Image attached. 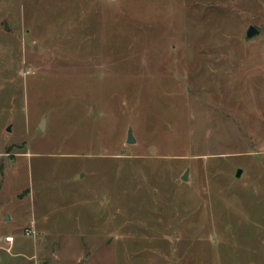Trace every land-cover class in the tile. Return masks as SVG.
<instances>
[{"label":"rangeland","instance_id":"1","mask_svg":"<svg viewBox=\"0 0 264 264\" xmlns=\"http://www.w3.org/2000/svg\"><path fill=\"white\" fill-rule=\"evenodd\" d=\"M7 146L0 264H264V0H0Z\"/></svg>","mask_w":264,"mask_h":264},{"label":"crops","instance_id":"2","mask_svg":"<svg viewBox=\"0 0 264 264\" xmlns=\"http://www.w3.org/2000/svg\"><path fill=\"white\" fill-rule=\"evenodd\" d=\"M9 150H10L9 147L7 146V148H5V150L0 151V168H1V170L5 166L6 162L10 163V162L14 161V159H12L13 158L12 156H14V154L12 153L13 150H10V153H9ZM2 183H3V174L0 173V229H1L2 226L7 224L8 221L12 220V216H8V214L10 213V211L8 209L9 204H6L9 201L5 202L3 200ZM11 202H13V201H10L9 203H11ZM8 236H10V235L8 234L5 237H0V248H2L1 247L2 244H6L7 247L9 248L10 244L7 243L6 240H5L6 237H8ZM15 242H14V245H15ZM14 245H13V247H14Z\"/></svg>","mask_w":264,"mask_h":264},{"label":"water","instance_id":"3","mask_svg":"<svg viewBox=\"0 0 264 264\" xmlns=\"http://www.w3.org/2000/svg\"><path fill=\"white\" fill-rule=\"evenodd\" d=\"M112 1H114V0H112ZM259 32L260 31L256 27L250 26L249 29L247 30V33H246V41H250L251 39L256 37L259 34ZM41 127L44 128V123L41 125ZM135 142H136V139L133 135V131L129 130L128 131V137H127V143L128 144H134ZM188 174H189V170H187L186 173L184 174V176L182 177V179L184 181L188 180ZM241 174H242V170H238L236 172V177L239 178Z\"/></svg>","mask_w":264,"mask_h":264},{"label":"built area","instance_id":"4","mask_svg":"<svg viewBox=\"0 0 264 264\" xmlns=\"http://www.w3.org/2000/svg\"><path fill=\"white\" fill-rule=\"evenodd\" d=\"M5 240H6L7 243L10 244V246H9V248L7 250H8V252H11V249H12V247L14 245L15 239L12 236H8V237H6Z\"/></svg>","mask_w":264,"mask_h":264}]
</instances>
